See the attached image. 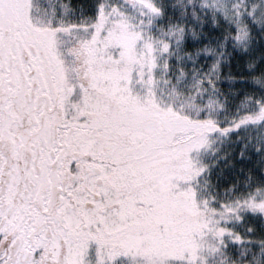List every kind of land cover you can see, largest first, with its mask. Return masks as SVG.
<instances>
[{"label":"snow or ice","instance_id":"obj_1","mask_svg":"<svg viewBox=\"0 0 264 264\" xmlns=\"http://www.w3.org/2000/svg\"><path fill=\"white\" fill-rule=\"evenodd\" d=\"M0 264H264V0H0Z\"/></svg>","mask_w":264,"mask_h":264}]
</instances>
